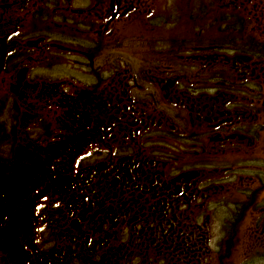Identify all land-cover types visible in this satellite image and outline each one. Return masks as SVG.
Returning <instances> with one entry per match:
<instances>
[{
    "label": "flooded vegetation",
    "instance_id": "flooded-vegetation-1",
    "mask_svg": "<svg viewBox=\"0 0 264 264\" xmlns=\"http://www.w3.org/2000/svg\"><path fill=\"white\" fill-rule=\"evenodd\" d=\"M22 1L37 27L56 20L47 36L69 61L66 80L47 83L61 112L21 114L9 91V194L25 190L26 227L44 245L0 264H264V0H232L225 20L204 22L212 42L162 64L153 7L147 35L116 20L149 0ZM13 56L0 52V73L16 69ZM31 151L40 179L67 174L59 202L32 190Z\"/></svg>",
    "mask_w": 264,
    "mask_h": 264
},
{
    "label": "rangeland",
    "instance_id": "rangeland-1",
    "mask_svg": "<svg viewBox=\"0 0 264 264\" xmlns=\"http://www.w3.org/2000/svg\"><path fill=\"white\" fill-rule=\"evenodd\" d=\"M231 2L232 0H149L147 7L138 6V8L125 13L124 18H117L116 20H139L137 22L139 33L143 35L144 31L147 35L150 32L143 20H149L147 16L151 7H153L154 18L151 16L150 20H155V25L152 27L156 29L155 48H157V51L155 58L162 64L164 61L171 59L177 60L178 55L185 53V51H192L194 48L191 45L193 44L201 43V41L206 42V40H209V43L212 42L211 36L208 35V33L213 32L211 21L205 25L204 22H208L206 20H216L217 18L225 20L230 13ZM23 3L22 0H16L8 3L9 7L5 5L7 3L3 4L4 7H0V52L6 56L9 54L14 55L11 62L16 66L15 70L9 69L7 73H0V126L2 125V132H0V159L2 158L0 161V260L4 257L10 262L11 258H14L13 256L22 251V247L26 246V250L35 255L36 252L42 250L44 244L36 243L37 235H35V232H37V229H35L33 235L32 229L34 227H26V221H30L31 218L25 208V200H27L23 195L25 190H22V186L17 185L13 193L9 194L11 186L6 179L7 167L4 168L8 160L3 161L4 153L8 149L7 141L9 139L3 137V125L6 126L9 122V115H7L9 91L15 89L17 94H20L19 96L12 95L18 104L20 109L18 112L20 113L36 114L40 109L48 114L61 112L59 107V105H62L60 94L52 93V87L48 85L56 81L66 80L69 61L67 57H55L56 53L52 47L53 40H51V35L47 36V34L57 30L53 24L56 20H44L43 25L37 27L34 24L35 20H31L37 10L27 8V5ZM86 3L84 0H73L71 5L76 10H84ZM0 4L2 3L0 2ZM42 12L47 17H53V14L48 15L46 13L51 12V10L45 9ZM67 29L66 27V33H68ZM202 31L203 34L208 35L203 39L200 38ZM38 33L44 34L43 39L35 37ZM66 37L60 38V44H63L61 45L63 47L67 45L64 42ZM4 41L8 42V45ZM64 53H66V49H64ZM194 54L195 52L188 53L189 61L194 57ZM121 57L124 63L132 62L136 64L134 60H126V56L122 55ZM62 64L65 66L64 68ZM26 70L27 73L24 76L22 71L26 72ZM20 79H22L24 88L19 87L17 84ZM27 120L30 123L28 115L20 116L19 114L15 121L21 125L27 123ZM19 136L20 134H18ZM22 144L23 142H21ZM30 149L34 150L35 148L30 147ZM53 150L52 147L48 151L52 152ZM11 152H15L13 147ZM17 153L16 157H18ZM41 156L42 152L31 151L26 160L29 167L28 171L35 176L31 179L34 182V189L32 190L39 194L43 193V197L56 199L54 202H59L58 199H61V195L58 192V184L65 180L67 174L63 169H60L58 173L56 169H52L51 175L44 174L45 177L40 179L41 171L37 169V175L34 173L36 171L34 161L39 160ZM68 176L70 177V175ZM21 182L24 181L21 180L19 183ZM7 197H11V199H7ZM47 202V200L39 201L44 206ZM40 219L41 216H38L37 220L40 221ZM25 239L30 244H25Z\"/></svg>",
    "mask_w": 264,
    "mask_h": 264
}]
</instances>
